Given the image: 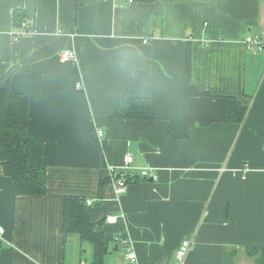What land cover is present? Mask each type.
Masks as SVG:
<instances>
[{"label":"crops","instance_id":"obj_1","mask_svg":"<svg viewBox=\"0 0 264 264\" xmlns=\"http://www.w3.org/2000/svg\"><path fill=\"white\" fill-rule=\"evenodd\" d=\"M260 34L264 0H0V89L27 95L46 166L45 195L17 197L0 165V264H81L78 237L63 242L67 195L90 202L114 264L117 235L139 264H264V55L244 43ZM135 74L150 118L110 120ZM126 155L134 173L117 193L110 170Z\"/></svg>","mask_w":264,"mask_h":264},{"label":"trees","instance_id":"obj_2","mask_svg":"<svg viewBox=\"0 0 264 264\" xmlns=\"http://www.w3.org/2000/svg\"><path fill=\"white\" fill-rule=\"evenodd\" d=\"M13 27L19 29L22 14L18 11L12 14ZM139 75L135 74L129 81L124 93L116 100L114 113L110 120L148 119L150 118V101L135 94V85ZM195 96L201 94L191 88ZM29 100L27 95L14 93L9 84L5 83L0 89V165L2 173L12 183L14 196L40 197L46 193V166L43 161V143L30 134L27 129ZM247 108L238 100L229 99V121L241 124L246 116ZM131 173L123 180L130 181ZM107 182L100 179L99 186ZM90 207L86 198L67 195L62 204V233L63 242L69 236H77L92 248L88 264H104L105 257L112 251L110 240L97 233L94 224L90 222ZM264 253V249L262 250ZM224 264H231L230 258L225 257Z\"/></svg>","mask_w":264,"mask_h":264},{"label":"built area","instance_id":"obj_3","mask_svg":"<svg viewBox=\"0 0 264 264\" xmlns=\"http://www.w3.org/2000/svg\"><path fill=\"white\" fill-rule=\"evenodd\" d=\"M132 1L133 0H129V3H132ZM20 28H22V30L17 29L13 32V38L15 40L20 39L27 32V26L24 22L20 24ZM244 43L246 47L251 51L264 55V34H260L258 36H253V37L250 36L246 37ZM74 57L75 54L73 52H63L60 55V58L63 62H69L70 60L74 59ZM97 134L99 137H101L102 131H97ZM132 163H133V157L131 155H126L123 158L122 166L118 171L113 168L110 170L111 178L116 182L117 193H123L125 191L126 183L122 181L123 179H115V174L117 173L123 174L125 172L134 173L133 172L134 168L131 167ZM141 176L143 178H148V171L142 170ZM86 204L89 206L90 202L86 201ZM115 221L116 218L114 216H109L105 219V222L108 224H114ZM4 233H5L4 228L0 225V245L4 241ZM113 242L119 245L121 244L126 250L124 254V261L122 264H139L134 251L131 249L129 242L126 239L122 238L120 235H117L113 237ZM189 246H190V242L188 240H185L180 244L179 248L175 252V259L177 262L181 263L184 260L189 250Z\"/></svg>","mask_w":264,"mask_h":264},{"label":"rangeland","instance_id":"obj_4","mask_svg":"<svg viewBox=\"0 0 264 264\" xmlns=\"http://www.w3.org/2000/svg\"><path fill=\"white\" fill-rule=\"evenodd\" d=\"M75 239H77V237L75 236L74 237ZM73 240V239H72ZM71 239H70V241L68 242V244H67V246H66V249H67V256H69L70 255V252H71V250H76V248H78V246H79V244H77V245H75V242H73ZM80 245H82V247L80 248V252L81 251H83V250H86L85 251V253H83V252H81V256H80V258L83 260V261H80V263L81 264H86V263H88L89 262V260H90V258H91V254H92V248H91V246L88 244V243H86V242H84V243H81L80 242ZM77 258V257H76ZM78 261V260H77ZM76 261V262H77ZM86 261H88V262H86ZM86 262V263H85ZM115 262L112 260V259H110V257L109 256H107L106 258H105V260H104V264H114Z\"/></svg>","mask_w":264,"mask_h":264},{"label":"water","instance_id":"obj_5","mask_svg":"<svg viewBox=\"0 0 264 264\" xmlns=\"http://www.w3.org/2000/svg\"><path fill=\"white\" fill-rule=\"evenodd\" d=\"M130 173H131V172H130ZM126 174H128V172H125V173H123V174H119V173H117V174L115 175V179H123V177H124ZM149 180H152V178L150 177ZM116 249H117V247H115L114 250H116Z\"/></svg>","mask_w":264,"mask_h":264}]
</instances>
